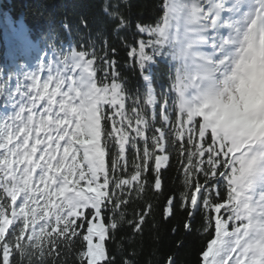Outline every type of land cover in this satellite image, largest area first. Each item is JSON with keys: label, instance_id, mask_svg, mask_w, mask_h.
Returning a JSON list of instances; mask_svg holds the SVG:
<instances>
[{"label": "snow or ice", "instance_id": "6c2138e0", "mask_svg": "<svg viewBox=\"0 0 264 264\" xmlns=\"http://www.w3.org/2000/svg\"><path fill=\"white\" fill-rule=\"evenodd\" d=\"M161 9L154 25H136L141 39L124 42L143 92H130L106 38L99 50L53 44L35 69L0 72L11 108L0 113V264H63L74 238L78 264H116L105 242L133 196L161 190L173 153L179 206L190 220L203 212L212 236L202 264H264V0H163ZM105 12L119 20L114 31L128 26ZM168 60L171 83L157 92L153 67ZM151 210L126 222L140 232Z\"/></svg>", "mask_w": 264, "mask_h": 264}, {"label": "trees", "instance_id": "16d2710c", "mask_svg": "<svg viewBox=\"0 0 264 264\" xmlns=\"http://www.w3.org/2000/svg\"><path fill=\"white\" fill-rule=\"evenodd\" d=\"M162 2L163 0H0V72L5 79L10 73L14 74L15 60L25 64L28 58L34 57L37 50L42 48V43L52 37L50 35L57 32L66 39V29L71 27L78 44H94L97 50L103 47L102 42L106 38L117 49L115 59L118 61V71L130 92H143L140 73L130 63L129 49L124 46V42L131 45L142 38L136 25H154L162 15ZM106 6L109 12L117 11L126 17L128 26L119 32L114 31L119 20L105 12ZM82 20L87 22V26L81 23ZM4 31L9 32L13 43L8 44ZM168 61L158 62L153 68V86L157 92L161 90L157 86L158 81L164 85L171 82ZM157 126L160 127L159 124ZM180 167L173 153L168 166L161 171V190L148 187L141 198L133 196L130 199L125 209V222H121L114 239L105 242L116 264H122L126 259L132 260L133 264H168L170 257L176 264H202L201 253L212 236L204 230L203 212L193 213L194 219L190 220L188 212L179 206L180 193L185 190ZM147 176L148 183L153 184V173L149 171ZM226 195V191L221 192V196ZM170 197L175 198L176 207L173 214L166 217L164 209ZM147 204L152 205V210L145 217L142 231L136 232L126 221L133 220L135 213ZM186 223L189 229L185 228ZM70 247V253L62 256L61 260L63 264H78L76 253L81 247L80 241L74 238ZM16 259L19 261L20 258L17 256ZM48 264H51L50 260Z\"/></svg>", "mask_w": 264, "mask_h": 264}]
</instances>
